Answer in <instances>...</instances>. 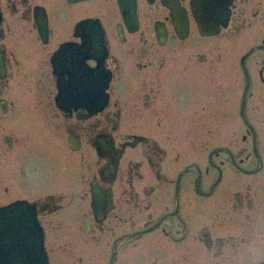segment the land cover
Wrapping results in <instances>:
<instances>
[{
	"label": "flooded vegetation",
	"instance_id": "1",
	"mask_svg": "<svg viewBox=\"0 0 264 264\" xmlns=\"http://www.w3.org/2000/svg\"><path fill=\"white\" fill-rule=\"evenodd\" d=\"M221 9L0 0V207L50 264H264V0Z\"/></svg>",
	"mask_w": 264,
	"mask_h": 264
},
{
	"label": "water",
	"instance_id": "2",
	"mask_svg": "<svg viewBox=\"0 0 264 264\" xmlns=\"http://www.w3.org/2000/svg\"><path fill=\"white\" fill-rule=\"evenodd\" d=\"M220 1L222 2V0H192V6L198 14L211 9L221 18L224 11L221 6L216 7ZM216 28L217 24L211 26L204 23L201 31L204 33L210 30V33H214ZM20 212L28 215L35 213V209L26 201L0 208V216H14ZM0 264H50L45 249V234L36 216H19L16 223L3 218L0 225Z\"/></svg>",
	"mask_w": 264,
	"mask_h": 264
},
{
	"label": "bare ground",
	"instance_id": "3",
	"mask_svg": "<svg viewBox=\"0 0 264 264\" xmlns=\"http://www.w3.org/2000/svg\"><path fill=\"white\" fill-rule=\"evenodd\" d=\"M221 4H222V2L220 1L217 5H216V7L218 8L219 6H221ZM192 8H193V12H194V15H195V17L197 18L198 17V13H196V10H195V8L192 6ZM124 10H125V8H123ZM211 10V9H210ZM212 11V10H211ZM124 13H127V11H125ZM132 15V14H131ZM203 15H205V14H203ZM217 15V14H216ZM218 16V15H217ZM1 20H2V15H1V10H0V23H1ZM204 25V22H201L200 23V29H201V27ZM217 29L219 30L220 28H216V31H217ZM1 32V31H0ZM209 33L210 34V30H209V32L208 31H205L204 33ZM0 71H1V69H0ZM2 72V71H1ZM107 102H108V100H107ZM30 206H33L34 207V209H35V213H33V214H28V215H26V213H18V214H14V216H37V210H36V206L35 205H32L31 203H28ZM0 208H2V207H0Z\"/></svg>",
	"mask_w": 264,
	"mask_h": 264
},
{
	"label": "rangeland",
	"instance_id": "4",
	"mask_svg": "<svg viewBox=\"0 0 264 264\" xmlns=\"http://www.w3.org/2000/svg\"><path fill=\"white\" fill-rule=\"evenodd\" d=\"M55 257H58V255H55Z\"/></svg>",
	"mask_w": 264,
	"mask_h": 264
}]
</instances>
